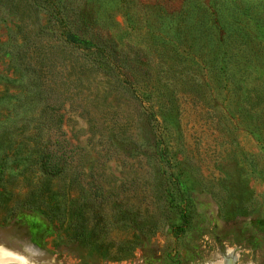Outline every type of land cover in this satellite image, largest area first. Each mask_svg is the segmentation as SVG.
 Segmentation results:
<instances>
[{
  "label": "rangeland",
  "instance_id": "1",
  "mask_svg": "<svg viewBox=\"0 0 264 264\" xmlns=\"http://www.w3.org/2000/svg\"><path fill=\"white\" fill-rule=\"evenodd\" d=\"M199 1L0 0L1 249L264 264V0Z\"/></svg>",
  "mask_w": 264,
  "mask_h": 264
},
{
  "label": "trees",
  "instance_id": "2",
  "mask_svg": "<svg viewBox=\"0 0 264 264\" xmlns=\"http://www.w3.org/2000/svg\"><path fill=\"white\" fill-rule=\"evenodd\" d=\"M191 3L195 7H201L200 4L197 2H201L199 0H190ZM84 28V30H79V28H65L64 35L65 40L70 43L71 45L87 49L91 51L98 52L100 54L110 55L109 51L107 50V42L103 39V37L95 32ZM41 167L43 172L46 174H57L61 171V167H58L57 159L55 154H45L42 155Z\"/></svg>",
  "mask_w": 264,
  "mask_h": 264
},
{
  "label": "bare ground",
  "instance_id": "3",
  "mask_svg": "<svg viewBox=\"0 0 264 264\" xmlns=\"http://www.w3.org/2000/svg\"><path fill=\"white\" fill-rule=\"evenodd\" d=\"M221 263L222 261L218 262L217 264H221ZM0 264H28V263L24 258L17 257L10 251L0 248Z\"/></svg>",
  "mask_w": 264,
  "mask_h": 264
},
{
  "label": "water",
  "instance_id": "4",
  "mask_svg": "<svg viewBox=\"0 0 264 264\" xmlns=\"http://www.w3.org/2000/svg\"><path fill=\"white\" fill-rule=\"evenodd\" d=\"M1 246V245H0ZM2 247H4V246H2ZM7 249V248H6ZM14 253V252H13ZM15 254V253H14ZM17 255V254H16ZM18 256H20V255H18ZM22 257V256H21ZM22 258H24L25 260H27L25 257H22ZM14 260H16V259H14ZM28 262H29V260H27ZM31 263V262H30Z\"/></svg>",
  "mask_w": 264,
  "mask_h": 264
}]
</instances>
